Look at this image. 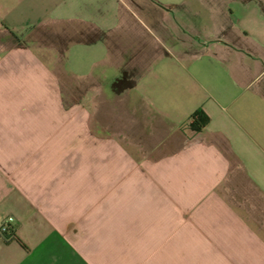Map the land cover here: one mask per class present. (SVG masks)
I'll list each match as a JSON object with an SVG mask.
<instances>
[{
	"label": "crops",
	"instance_id": "1",
	"mask_svg": "<svg viewBox=\"0 0 264 264\" xmlns=\"http://www.w3.org/2000/svg\"><path fill=\"white\" fill-rule=\"evenodd\" d=\"M0 223V264H264V0H0Z\"/></svg>",
	"mask_w": 264,
	"mask_h": 264
},
{
	"label": "trees",
	"instance_id": "2",
	"mask_svg": "<svg viewBox=\"0 0 264 264\" xmlns=\"http://www.w3.org/2000/svg\"><path fill=\"white\" fill-rule=\"evenodd\" d=\"M208 117L203 113L202 110L195 111L191 117L188 124L189 129L194 133L201 132L208 124ZM11 235L12 239H16L18 242L19 239L14 235L13 231L9 228V233L4 234L3 238L7 241V236Z\"/></svg>",
	"mask_w": 264,
	"mask_h": 264
},
{
	"label": "built area",
	"instance_id": "3",
	"mask_svg": "<svg viewBox=\"0 0 264 264\" xmlns=\"http://www.w3.org/2000/svg\"><path fill=\"white\" fill-rule=\"evenodd\" d=\"M9 233V227L6 223H0V236H4V234H8ZM7 239L10 240L12 239L11 235L7 236Z\"/></svg>",
	"mask_w": 264,
	"mask_h": 264
}]
</instances>
